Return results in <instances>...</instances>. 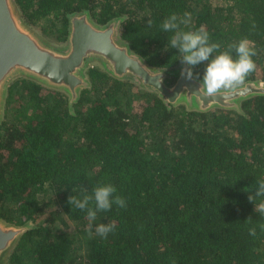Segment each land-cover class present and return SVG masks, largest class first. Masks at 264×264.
Here are the masks:
<instances>
[{"label": "trees", "instance_id": "1", "mask_svg": "<svg viewBox=\"0 0 264 264\" xmlns=\"http://www.w3.org/2000/svg\"><path fill=\"white\" fill-rule=\"evenodd\" d=\"M220 1L15 0L27 24L59 42L73 12L86 10L99 25L121 18V38L158 68L179 65L176 50H164L170 33L161 22L187 11L221 50L242 37L254 42L256 67L245 81H264V0ZM86 74L91 85L72 109L62 91L25 78L8 86L0 218L35 226L20 236L7 264H264V216L248 200L264 179V96L243 99L241 113L201 112L167 106L98 66ZM100 183L113 184L126 207L97 214L93 226L116 228L102 238L93 227L84 255L73 235L37 224L42 194L50 192L68 219L88 226L86 213L67 198L73 188L90 192Z\"/></svg>", "mask_w": 264, "mask_h": 264}, {"label": "water", "instance_id": "2", "mask_svg": "<svg viewBox=\"0 0 264 264\" xmlns=\"http://www.w3.org/2000/svg\"><path fill=\"white\" fill-rule=\"evenodd\" d=\"M121 18L97 24L88 11L67 15V35L56 44L45 39L23 19L15 0H0V123L8 86L25 78L68 95L70 109L84 88L90 87L87 70L98 66L108 75L127 80L155 93L167 105L184 104L190 110L232 109L241 113L240 102L264 96V81L247 80L230 93L206 96L194 81L174 68L151 66L119 34ZM163 75V83L159 76ZM35 225L14 224L0 218V264L7 259L20 236Z\"/></svg>", "mask_w": 264, "mask_h": 264}, {"label": "clouds", "instance_id": "3", "mask_svg": "<svg viewBox=\"0 0 264 264\" xmlns=\"http://www.w3.org/2000/svg\"><path fill=\"white\" fill-rule=\"evenodd\" d=\"M149 23H151L149 21ZM163 32L170 33L164 50L175 49L180 63V75L185 80L198 83L200 90L206 96L230 93L238 86H242L246 77L255 70L256 56L254 42L247 37L229 44L226 50H221V44L210 38L209 32L203 25L192 26V14L185 11L182 15L176 12L166 16L160 24ZM233 52L235 55H233ZM203 65V72L195 69ZM163 83V75L159 76ZM74 193L68 196L67 202L71 208L86 213L88 219L87 230L102 238L114 232L115 222L96 223L99 212L110 210L113 205L124 208L126 200L117 194L116 187L111 183L95 185L89 192L87 189H71ZM258 198H261L258 200ZM248 200L253 202L254 211L264 216V179L256 181V187L251 190ZM250 219V218H249ZM249 234H255V227L249 228Z\"/></svg>", "mask_w": 264, "mask_h": 264}, {"label": "rangeland", "instance_id": "4", "mask_svg": "<svg viewBox=\"0 0 264 264\" xmlns=\"http://www.w3.org/2000/svg\"><path fill=\"white\" fill-rule=\"evenodd\" d=\"M212 2L214 4L221 3L220 0H212ZM32 27L48 41L56 44L62 43L59 41H55V39H53L52 37L43 35L39 27L37 26H32ZM42 196H43L44 208L38 217L37 224L42 223L44 225L54 226L57 231H63L69 235H73L76 238V240H78L77 242L80 245L75 250H77L78 254L84 255L87 251V240L88 238L93 236V234L91 235L88 234L89 231L87 230V225L76 223L68 219V217L60 209L56 200L54 198H51L50 192L42 194Z\"/></svg>", "mask_w": 264, "mask_h": 264}]
</instances>
